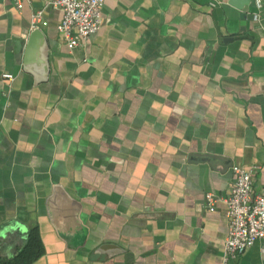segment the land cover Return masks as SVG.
<instances>
[{
    "label": "crops",
    "instance_id": "obj_1",
    "mask_svg": "<svg viewBox=\"0 0 264 264\" xmlns=\"http://www.w3.org/2000/svg\"><path fill=\"white\" fill-rule=\"evenodd\" d=\"M21 1L0 0V260L37 229L33 264H221L233 168L264 187V0L245 32L250 0H106L73 51L52 0ZM41 10L42 83L14 46Z\"/></svg>",
    "mask_w": 264,
    "mask_h": 264
},
{
    "label": "built area",
    "instance_id": "obj_2",
    "mask_svg": "<svg viewBox=\"0 0 264 264\" xmlns=\"http://www.w3.org/2000/svg\"><path fill=\"white\" fill-rule=\"evenodd\" d=\"M106 0H52L46 7L61 11L63 18L58 26L70 51L84 46L92 36L102 29V9ZM257 12L255 22L262 19L263 0H255ZM23 7L18 0V8ZM43 10L33 16V28H39ZM256 169L233 168L234 184L230 194L224 199L227 207L229 231L225 242L221 264H236L245 252L264 240V187L255 189ZM218 199L207 196V205L214 212Z\"/></svg>",
    "mask_w": 264,
    "mask_h": 264
},
{
    "label": "water",
    "instance_id": "obj_3",
    "mask_svg": "<svg viewBox=\"0 0 264 264\" xmlns=\"http://www.w3.org/2000/svg\"><path fill=\"white\" fill-rule=\"evenodd\" d=\"M246 2H249V0H247ZM247 6H251L252 8H255V6H256L255 0H250V3H247ZM243 18H244V21L242 22V25H243L242 32H245L246 31L247 22L248 21H255V16H254V14L247 13ZM45 44H46L45 36L43 35V32L39 28L34 29L33 31H31V33L29 34L27 40L22 39V38H16L14 40L15 53L17 55H20V54L23 53V51L25 52L24 53V68H25V70L27 72L37 76V74L35 72H39V69L38 70H36V69L39 68V67L40 68L42 67L41 68V69H43V73L42 74H44V75L41 74V78L40 79H36V81L40 82V83L46 82L47 73L49 71L48 58H47V56L44 53V49L46 47ZM41 49H43L41 57H42V59L44 61V64H41L39 66L35 65L33 67L29 63L30 58L32 57L33 53L36 54ZM60 194H61V192L58 193V196H60ZM27 241H28V239H27ZM103 250H105L108 253V251H111V250L114 251L115 247H113L111 245H108V246H105L103 248Z\"/></svg>",
    "mask_w": 264,
    "mask_h": 264
},
{
    "label": "trees",
    "instance_id": "obj_4",
    "mask_svg": "<svg viewBox=\"0 0 264 264\" xmlns=\"http://www.w3.org/2000/svg\"><path fill=\"white\" fill-rule=\"evenodd\" d=\"M44 246L37 229L32 230L22 251L10 260H0V264H33L44 255Z\"/></svg>",
    "mask_w": 264,
    "mask_h": 264
}]
</instances>
